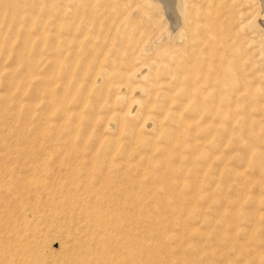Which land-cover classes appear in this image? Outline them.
I'll return each instance as SVG.
<instances>
[{
	"label": "bare ground",
	"instance_id": "6f19581e",
	"mask_svg": "<svg viewBox=\"0 0 264 264\" xmlns=\"http://www.w3.org/2000/svg\"><path fill=\"white\" fill-rule=\"evenodd\" d=\"M0 11L12 35L27 26L18 59L41 58L29 38L41 26L45 84L67 81L45 88L35 120L1 110L0 264H238L237 253L264 264V0H0ZM95 95L108 100L104 125ZM199 150L223 180L182 174ZM247 223L252 244L236 239Z\"/></svg>",
	"mask_w": 264,
	"mask_h": 264
},
{
	"label": "rangeland",
	"instance_id": "374dc122",
	"mask_svg": "<svg viewBox=\"0 0 264 264\" xmlns=\"http://www.w3.org/2000/svg\"><path fill=\"white\" fill-rule=\"evenodd\" d=\"M40 16H41V14L38 13L32 19L38 20L39 18H41ZM25 17H27V16H25ZM7 18H9V17L4 15L3 12L0 11V24H2V22L4 21V25L0 26V34L4 37V39L6 41V42H4V48L7 49L5 51H4V49L0 50V117H1V115L4 114V111L2 112L1 110L4 109V107H5L6 110L8 112H10V114L11 113H21L20 115H22L23 117L27 115L26 116L27 118L32 117L35 120L37 117L42 116L47 111V108H46L47 102L43 97L44 95L42 94V92L45 91V88H48L49 90H52V89L57 90L58 88L63 87L67 81L63 80L61 78V75L59 74L56 78L58 80L57 83H51L50 85L45 84L46 76L48 75V72H50L52 70L51 69L52 50H51V42L50 41H47L44 44H41L40 38L42 37V31H43L41 26H37V25L35 27L29 26V27H33L30 30L29 38L32 40L30 43L33 46H36L37 50L42 53L41 58H38V59L28 58L25 60H19L18 59V56L21 53L20 46L23 43L22 41L24 40L23 39L24 38L23 37L24 32L22 30L24 28H26L27 26L23 25V24L18 25V34L12 35V33L10 32V28H8L6 26V23H5V20L8 21ZM54 27L55 26L53 24H51L45 28L44 33L46 34L47 38H51V36L53 34L52 31L54 30ZM127 60H128V58L126 57L125 61H127ZM27 65L34 66V71L32 73H27V71H26ZM14 76L17 78V80L13 79ZM102 76L104 77L105 75L103 73L99 74L98 80H100V78ZM25 79H28V86H27L28 90L25 92H23V90H22L23 93H21L20 88L12 85V83L14 81L25 83L24 82ZM120 81H124V80L122 78H120ZM124 83L126 85L125 81H124ZM29 90H33L34 92H36V97L32 96L31 92ZM124 96H127V93ZM107 101L108 100L105 99L104 96H102V95H95L92 98V103H94L96 106L95 112L97 113V115L103 117L102 118L103 125H104L103 119L104 118L108 119L107 117H109L108 112H107V109L109 108ZM158 101H160V100L158 99L156 102H158ZM17 105H21L20 111L14 109V108H16ZM72 106H74V105H72ZM150 106L151 107L149 108V113H150V116L154 120H155V118H159V117L163 116V114H159V111L156 109L157 106L155 104L152 103V105H150ZM84 107L85 108L87 107V111L86 112L83 111L82 116L86 117V118H90L91 113H88L89 103H86V105L84 104ZM30 109L31 110L33 109L36 111L35 114L32 116L30 113L31 112ZM117 109L121 110L122 107L117 106ZM173 109L175 110L176 108H173ZM72 113H74V112H72ZM151 117H149V116L147 117V119H148L147 123H150L153 121ZM8 121H10V120H8ZM52 122L54 124L58 123L57 120H53ZM171 125H174V121H170V122H168L167 120L164 121V126L166 128H169ZM39 126H40V123L38 121H35L29 125V127H31V128H38ZM98 128H99L98 124H92L91 125V129H93V130H98ZM11 130H12V132L14 131L13 128ZM111 131L114 134H118L120 137H122L124 141L127 140V139H125V137H127V135L123 134L122 131H119V128H116V129L114 128ZM45 134H46L45 136L48 138V136H49V135H47L48 131ZM195 134L198 135L197 138H200L202 136V135H200L201 132H198V131L195 132ZM14 138L17 139V136L14 135ZM159 141L161 142V144L163 146H165L164 143L166 142V140L164 139L163 136H161L159 138ZM210 142H212L211 139L205 140L203 142V144L206 145L204 150L207 152V154H210V152L212 151V143L210 144ZM204 150H199L200 154H197V156L199 158L198 159L199 162L193 163L192 165L189 166V168H187V169L185 168V170L182 169L183 170L182 174L185 175L187 179H191L196 172L203 170L206 172V175L204 178L207 181H210L212 179L213 180H223L225 177V173H223L221 170H219V171L214 172L213 176L211 177V174H212L211 171H213V170H211V167L209 166V164H206V167H205L204 164L201 163V161H200L201 157L200 156H203ZM185 151H186V149H184V151L182 153L185 154ZM186 170L189 173H187ZM0 173H2V172H0ZM190 182H195V180L192 179V180H190ZM180 188L182 190H184L183 186ZM200 193L201 194H199L200 196H198V199H200V197H202L204 195L210 194L206 191L200 192ZM238 213H241V212H238ZM248 223L246 225V236L245 237H237L236 239H239L238 242H243L246 244H252L257 240V237H258L257 227L252 225V224H248ZM202 225H203V223H199L198 227L202 226ZM208 234H210V233H208ZM62 237L63 236L59 235V232H56L53 229L51 231H49V235L47 236V250H48V252H50L51 254L56 255V256L63 254L64 248H63V244H62V241H63ZM186 246L190 247V246H192V244L186 245ZM236 258L239 259L238 264H244L243 260H241V254L237 253Z\"/></svg>",
	"mask_w": 264,
	"mask_h": 264
}]
</instances>
